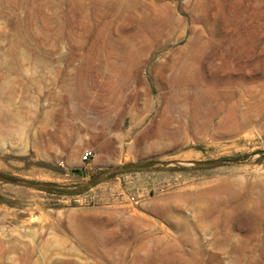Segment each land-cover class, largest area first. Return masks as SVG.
I'll list each match as a JSON object with an SVG mask.
<instances>
[{"label": "rangeland", "instance_id": "obj_1", "mask_svg": "<svg viewBox=\"0 0 264 264\" xmlns=\"http://www.w3.org/2000/svg\"><path fill=\"white\" fill-rule=\"evenodd\" d=\"M263 150L264 0H0V264H264Z\"/></svg>", "mask_w": 264, "mask_h": 264}, {"label": "water", "instance_id": "obj_2", "mask_svg": "<svg viewBox=\"0 0 264 264\" xmlns=\"http://www.w3.org/2000/svg\"><path fill=\"white\" fill-rule=\"evenodd\" d=\"M261 153H264V150L261 151ZM212 163H213V162H211V161H201V162H195L194 164L197 165V166H201V165H210V164H212ZM179 165H180V166H185V164H183V163H179ZM130 168L143 169V168H145V166L135 165V166H129V167H127L126 169H130ZM0 177L6 178V179H8V180H10V181H17L16 179L11 178V177H6L5 175H3V174H1V173H0ZM91 183H92V182H86V183H84V184H79L78 186H81V185H90Z\"/></svg>", "mask_w": 264, "mask_h": 264}, {"label": "built area", "instance_id": "obj_3", "mask_svg": "<svg viewBox=\"0 0 264 264\" xmlns=\"http://www.w3.org/2000/svg\"><path fill=\"white\" fill-rule=\"evenodd\" d=\"M94 153L92 150H86L83 156L84 160H89L93 157Z\"/></svg>", "mask_w": 264, "mask_h": 264}, {"label": "bare ground", "instance_id": "obj_4", "mask_svg": "<svg viewBox=\"0 0 264 264\" xmlns=\"http://www.w3.org/2000/svg\"><path fill=\"white\" fill-rule=\"evenodd\" d=\"M85 116H86V115H85ZM2 130H4V129H2ZM61 134H62V133H61ZM73 135H74V134H73ZM73 135H72V136H73ZM72 139H73V137H72Z\"/></svg>", "mask_w": 264, "mask_h": 264}]
</instances>
